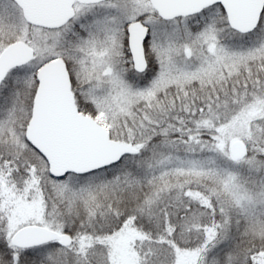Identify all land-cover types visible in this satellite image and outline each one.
<instances>
[{
  "label": "snow or ice",
  "instance_id": "1",
  "mask_svg": "<svg viewBox=\"0 0 264 264\" xmlns=\"http://www.w3.org/2000/svg\"><path fill=\"white\" fill-rule=\"evenodd\" d=\"M0 264H264V0H0Z\"/></svg>",
  "mask_w": 264,
  "mask_h": 264
}]
</instances>
